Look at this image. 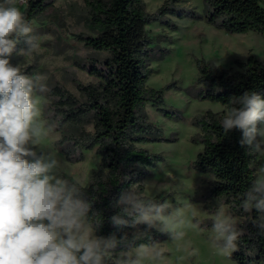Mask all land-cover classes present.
I'll return each mask as SVG.
<instances>
[{
    "label": "trees",
    "instance_id": "1",
    "mask_svg": "<svg viewBox=\"0 0 264 264\" xmlns=\"http://www.w3.org/2000/svg\"><path fill=\"white\" fill-rule=\"evenodd\" d=\"M53 1L28 0L23 13L31 26ZM88 5L95 33H80L77 37L100 55L78 65L96 76L98 82L76 81L83 100L64 86L55 85L43 94V115L46 126L60 133L55 147L68 161H82L84 152L92 149L100 156L96 170L85 184L81 183L84 198L91 204L89 214L100 219L96 235L114 233L119 238L125 232L131 235L136 229L111 223V217L120 213L116 201L131 188L144 194L143 181L150 176L149 167L163 160L162 155L141 146L162 139V130L149 120L146 106L151 103L166 117H173L171 112L177 111L164 108V93L172 86L161 89L147 86L152 73L149 62L158 58L151 47L147 25L152 20L171 23L159 14L166 5L159 13L150 15L144 8V0H91ZM167 12L179 18H201V14L192 10ZM204 13L208 23L228 33L256 32L264 37V0H204ZM21 47H24L22 43L18 49ZM16 55L14 52L10 57L14 65ZM197 64L199 77L195 85L186 89L187 93L197 100L224 106L221 111L208 109L192 119L199 129L193 141L203 144L193 166L215 177L211 187L198 194V199L213 212L228 205L233 216L244 217L237 224L244 234L238 241V250L231 256L238 264H264V235L258 234L253 225L258 214L255 210L244 213L238 207L239 197L255 179L259 154H248L247 146L240 145V131L225 133L220 125L231 97L256 91L264 98V61L250 55L246 60H236L235 69H226L205 59L198 60ZM21 69L32 76L30 67ZM137 227L146 228L145 225ZM165 237L166 234L152 229L149 238L136 243L160 242ZM123 248L125 245H118L116 251Z\"/></svg>",
    "mask_w": 264,
    "mask_h": 264
},
{
    "label": "clouds",
    "instance_id": "2",
    "mask_svg": "<svg viewBox=\"0 0 264 264\" xmlns=\"http://www.w3.org/2000/svg\"><path fill=\"white\" fill-rule=\"evenodd\" d=\"M25 2L0 0V264H167L166 242H136L149 238L155 229L177 244L185 241V227L203 230L199 220L187 219L167 200L157 201L131 188L116 201L120 213L111 217V223L136 230L119 238L114 233L98 236L100 219L89 214L91 204L81 182L62 174L54 154L37 151L50 130L40 119L37 98L49 91L46 78L29 76L20 64L10 62L14 52L31 55L39 46L17 6ZM21 43L24 47L18 49ZM220 125L225 133L241 132L239 143L247 146L248 154L264 156V98L258 92L231 97ZM239 201L244 213L256 211L253 225L264 235V165ZM212 222V248L231 256L243 229L223 207ZM139 225L146 228L140 230ZM118 245L125 248L116 251ZM182 250L189 257L198 255L190 242Z\"/></svg>",
    "mask_w": 264,
    "mask_h": 264
},
{
    "label": "rangeland",
    "instance_id": "3",
    "mask_svg": "<svg viewBox=\"0 0 264 264\" xmlns=\"http://www.w3.org/2000/svg\"><path fill=\"white\" fill-rule=\"evenodd\" d=\"M88 1L91 0H54L51 7L33 22L32 34L39 45L36 51L31 55H16L13 59L23 68L30 67L32 76L45 77L48 89L59 84L81 100L84 96L77 89L76 81L94 84L98 78L82 69L78 63L100 55L77 37L80 33H95ZM27 2L17 4L22 12ZM164 5V11L159 13ZM144 8L150 15H165L166 21L171 23L168 25L152 20L147 25L151 47L158 56L149 62L152 73L147 86L154 89L172 86L164 93V108L177 110L171 112L173 117H166L151 103L146 106L149 120L162 130V139L141 146L162 155L163 160L157 166L149 167L150 176L143 181L144 195L157 196L170 202L174 208H181L187 219L192 220L194 216L203 229L185 227V241L177 244L170 242L166 234L160 242H166L163 246L168 249L167 264H238L232 256H221L212 248L209 237L216 212L208 209L205 202L198 199V194L209 189L215 177L193 166L197 154L203 149V144L193 141V137L199 133L192 122L193 117L208 109L221 111L224 106L210 100H197L186 89L197 82L198 60H209L226 69H235L236 60H246L250 55L264 61V37L256 32L231 34L208 23L204 0H144ZM169 9L192 10L201 14V18H179L167 12ZM43 94L38 93L37 98L41 109L40 119L46 125ZM59 138L60 133L50 129L37 151L54 154L61 161L62 174L85 184L96 170L100 156L95 149L86 150L84 160L70 162L55 147V141ZM259 159L260 167L264 165V156L259 155ZM221 207L232 215L236 224L244 221L242 216H233L228 205ZM186 242H190L198 255L187 256L182 250ZM178 246L181 247L180 251L177 250Z\"/></svg>",
    "mask_w": 264,
    "mask_h": 264
}]
</instances>
